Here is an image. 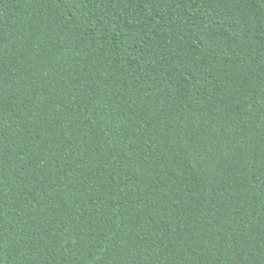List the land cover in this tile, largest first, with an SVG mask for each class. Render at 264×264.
<instances>
[{"label": "trees", "instance_id": "obj_1", "mask_svg": "<svg viewBox=\"0 0 264 264\" xmlns=\"http://www.w3.org/2000/svg\"><path fill=\"white\" fill-rule=\"evenodd\" d=\"M0 264H264V0H0Z\"/></svg>", "mask_w": 264, "mask_h": 264}]
</instances>
